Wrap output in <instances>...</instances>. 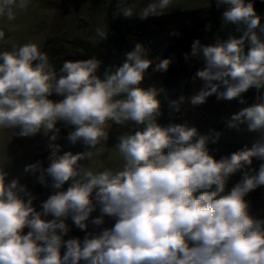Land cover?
<instances>
[{
    "label": "clouds",
    "instance_id": "9594fccd",
    "mask_svg": "<svg viewBox=\"0 0 264 264\" xmlns=\"http://www.w3.org/2000/svg\"><path fill=\"white\" fill-rule=\"evenodd\" d=\"M30 2L0 0V17L14 21ZM173 2L150 0L137 11L135 3L117 0L116 7L126 19L145 21L164 16ZM214 4L223 9V25L239 35H217L210 44L193 41L191 56L201 57L203 67L192 79L202 86L187 100L196 106L215 95L243 104L242 94L254 89L257 102L234 114L228 126L246 123L248 131L262 134L251 148L219 160L207 145L221 133L158 123L162 89L141 84L149 68L165 73L172 61L150 58L143 43L125 53L122 65L105 69L103 78L95 57L66 60L57 71L35 43L0 52V131L18 129L13 135L19 137L52 133L49 165L36 161L24 168L52 189L40 211L33 204L37 197L18 178L7 179L3 165L10 159L0 161V264H264V218L251 214L246 199L264 186V164L244 171L226 191L231 177L254 157L264 160V17L253 0ZM95 35L104 41L108 31L96 27ZM185 99L172 101L169 115L180 112ZM58 123L71 129L68 141L93 150L58 155ZM113 124L127 128L115 146L121 167L82 164L104 150ZM106 218L114 222L111 227L104 226ZM69 219L85 231L82 240L64 239ZM89 224L98 231H88Z\"/></svg>",
    "mask_w": 264,
    "mask_h": 264
},
{
    "label": "rangeland",
    "instance_id": "374dc122",
    "mask_svg": "<svg viewBox=\"0 0 264 264\" xmlns=\"http://www.w3.org/2000/svg\"><path fill=\"white\" fill-rule=\"evenodd\" d=\"M128 2L135 3L138 11L150 0H128ZM116 4L117 0H31L28 9L18 12L14 21L0 17V30L5 32L4 39L0 40V52L11 51L13 47L18 48L26 43H35L41 51L47 53L50 63L57 71L66 60L77 61L92 57L101 60L106 56L108 68L111 66L114 69L122 65L126 59L125 53L132 51L136 43H143L150 50V58L172 61L165 73L153 72L149 68L141 84L144 89L149 87L162 89L158 91L156 97L161 106L162 115L158 119L161 126H167L169 123H187L189 126L196 127L203 135H208L210 130L215 128V132L221 135L214 143L213 151L229 156L245 147L251 148L261 138V133L248 131L246 123L239 124L238 128L228 126L234 114L257 101L252 104H241L234 100H218L213 95L208 97L205 103L193 106L187 100L202 86L201 81L193 83L192 78L196 71L203 67V61L201 57L191 56V45L196 39H199L202 44H210L215 38L208 40L207 36L210 26L208 9L211 0H174L167 12L200 10L196 17L190 20L170 23L166 26L153 25L145 35L131 34L124 29L115 33L111 31L110 19L126 20L119 14ZM96 27L107 29L106 40H98L95 35ZM174 31L178 32V35H173ZM186 54L187 60H185ZM181 96L186 99L181 105L180 112L169 115L170 103ZM50 99L60 98L53 95ZM221 126L224 128H220ZM56 127L60 129V132L58 139L53 143L60 146L58 155H63L60 152H73L78 146L93 150L83 142L72 144L68 141L66 137L71 129L62 123H58ZM14 131L18 129L0 131V161L6 157L10 159V163L3 165L5 171L9 173L7 179L11 181L18 178L19 182L37 197L33 204L36 210L40 211L41 202L52 194V189L38 182L39 173L25 172L24 168L36 161H41L45 168L49 165L47 158L52 149L48 147V144L52 133H48L47 136L41 132L32 137H19L13 135ZM125 131H127L126 127L121 128L113 124L109 129V138L104 145V150L94 154L91 161L85 160L81 163H90L97 170H102L103 167L113 170L121 167L122 159L115 146L118 143V137ZM252 163L256 165V171H258L260 165L264 164V160L254 157ZM239 180L240 176L237 172L229 180L226 191ZM68 186L69 184L66 183L64 190ZM258 188L262 194L260 199L249 196L246 199L251 202V214L264 218V186ZM97 215L98 212H93L92 218ZM66 223L70 231L64 237L65 240L84 238L85 231L78 229L71 219ZM113 223L106 218L104 226L111 227ZM88 231H98V229L89 224Z\"/></svg>",
    "mask_w": 264,
    "mask_h": 264
},
{
    "label": "trees",
    "instance_id": "16d2710c",
    "mask_svg": "<svg viewBox=\"0 0 264 264\" xmlns=\"http://www.w3.org/2000/svg\"><path fill=\"white\" fill-rule=\"evenodd\" d=\"M253 3H254V8L257 14L264 17V0H253ZM199 10L200 9H187V10L167 12L164 16L156 17V18H149L148 20H145V21H141L137 18H131V19H126V20L110 19L111 31L115 33L116 31L120 29H124L131 34L140 33V34L145 35L148 33L149 29L153 25L166 26L170 23H180L185 20H190L196 17ZM222 11L223 9L216 8L214 4V0H211V5L208 9V12L210 14V26L207 32L208 40H211L217 35L220 36L221 39H226L229 33H234L236 35H239V33H235L234 26L232 25L224 26L223 25ZM100 61L102 63H101V67L99 69L98 75H100L101 78H103L105 69L108 68L107 56L103 57ZM242 95L245 101L243 104H252L253 102L256 101L257 94L254 89H250L249 91H247L246 93ZM234 101L237 103H240L239 100L234 99ZM220 128H224V126H221ZM215 130H216L215 128H212L208 134L212 133L213 131L215 132ZM207 147L209 149L210 155H212L216 160H219L225 156H229L224 153H215L213 151L215 145L212 142H209ZM86 151H90V149L78 146V148L74 149L72 153L77 154V153L86 152ZM60 153L64 154L65 152H60ZM253 170L255 171L257 170L256 165L253 163L251 166H247L245 169L240 170L238 172L240 179H242V175L244 171L253 172ZM261 195L262 194L259 191V188L257 187L255 190L251 191L247 196L254 198V199H260Z\"/></svg>",
    "mask_w": 264,
    "mask_h": 264
}]
</instances>
